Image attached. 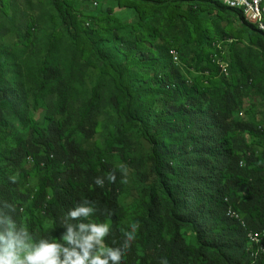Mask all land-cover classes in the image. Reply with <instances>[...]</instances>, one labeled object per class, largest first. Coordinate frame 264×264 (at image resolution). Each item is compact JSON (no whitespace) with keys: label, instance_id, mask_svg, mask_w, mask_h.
Returning a JSON list of instances; mask_svg holds the SVG:
<instances>
[{"label":"trees","instance_id":"1","mask_svg":"<svg viewBox=\"0 0 264 264\" xmlns=\"http://www.w3.org/2000/svg\"><path fill=\"white\" fill-rule=\"evenodd\" d=\"M8 1L0 0V9L6 11ZM131 1L109 0L86 15L73 0H52L67 36L87 60L95 57L113 80L111 103L122 124L111 136V146L123 142L130 132L150 145L149 170L141 175L145 214L121 264H160L162 258L168 264H264V253L255 254L248 236L264 231V151L251 143L263 136V126L236 115L243 103L245 75L233 76L229 65L237 66L236 55L227 63L221 45L210 41L212 50L196 59L202 76L191 79L175 65V49L168 44L171 38L181 43L184 34L182 43H196L206 50L209 36L198 22L209 5L222 11L223 17H237L242 27L235 40L247 39L263 54L264 31L241 10L220 0H141L152 1L154 7L140 8ZM204 4L207 7L202 8ZM116 7H134L136 16H117ZM218 17L223 18L215 14L214 33L221 35L220 41L233 43L234 38L224 37L231 29L219 30ZM218 58L223 63L218 64ZM1 100L8 109L17 110L12 91L6 89ZM4 109L0 106V126L6 123ZM90 111L81 126L90 120ZM50 121L38 131L41 143L20 138L8 155L12 166L31 158L39 173L38 188L25 195L16 181L0 174V200L16 205L17 222L26 225L35 239L58 242L67 230L62 224L69 209L88 200L95 209L92 219L110 225L105 243L122 245L123 231L131 229L122 224L121 172L100 155L91 160L90 152H81L72 138L57 133L62 127L59 121ZM97 126L92 123L93 131ZM1 139L0 135V158H5ZM113 170L114 183L107 180ZM96 177L105 178L103 187L95 184ZM230 209L242 214L246 227L228 216ZM47 219L51 224L45 226ZM184 228L193 243L185 239Z\"/></svg>","mask_w":264,"mask_h":264},{"label":"rangeland","instance_id":"2","mask_svg":"<svg viewBox=\"0 0 264 264\" xmlns=\"http://www.w3.org/2000/svg\"><path fill=\"white\" fill-rule=\"evenodd\" d=\"M73 1L86 15H92L109 4V0H98L99 8L94 9L91 0ZM131 2L138 8L154 7L152 1ZM6 6V11L0 9V106L5 108L2 118L6 121L0 126V135L1 149L7 151L6 157L0 158L1 176H16L17 187L25 195L36 191L39 173L32 166L31 158L12 166L13 161L8 155L17 147L20 138L41 143L38 131L49 125L53 118L62 124L57 133L72 138L81 152H90L88 157L91 160L100 155L119 171L121 164L127 166V182L122 184L120 203L122 224L130 228L145 214L147 197L142 192L141 175L149 170V143L136 132H130L123 142L115 141L111 146V136L122 124V118L111 103L115 91L113 80L102 72V64L95 57L87 60L80 47L67 36L53 9L52 0H9ZM203 7H207L206 4ZM206 9L204 19L198 22L201 30L209 36L206 50L196 43H179L171 38L168 44L170 49H175L172 51L173 61L188 73L187 77L193 79L194 76H202L196 59L199 54L212 50L210 41L221 45L227 63L230 64L232 55H236L238 64L235 67L229 65V72L238 79L245 75L243 103L239 110L243 114L237 112L236 115L263 126V136L252 138L251 143L258 151H264V54L247 39L235 40L242 27L237 17L230 14L223 17L222 11L210 5ZM115 10L117 16H136L134 7H116ZM215 14L223 17L217 18L220 31L231 29L230 35L224 37L234 38L233 43L225 39L220 41L221 35L214 33ZM198 38L199 35L194 37L195 40ZM49 75H52L51 79ZM226 78L230 77L227 75ZM6 89L13 92L17 110L8 109L2 102L1 96ZM87 110H91L90 120L81 126ZM93 122L98 123L96 131H93ZM86 159L87 155L83 153L81 160L84 166ZM130 159L133 163L128 161ZM140 162L144 164L140 166ZM44 223L45 226L51 224L48 219ZM184 237L187 242H194L186 228Z\"/></svg>","mask_w":264,"mask_h":264},{"label":"clouds","instance_id":"3","mask_svg":"<svg viewBox=\"0 0 264 264\" xmlns=\"http://www.w3.org/2000/svg\"><path fill=\"white\" fill-rule=\"evenodd\" d=\"M119 167L122 182L126 183L128 168L124 164ZM9 179L15 182L17 178L10 176ZM104 179L96 177L95 184L103 187ZM107 180L116 181L114 170L109 172ZM94 212L88 200L69 209L62 224L67 230L62 233V242H58L49 238L35 239L26 225L17 222L16 205L0 200V264H121L136 238L139 223H132L130 231H123L122 245L109 246L105 238L110 233V225L93 220ZM160 264H168L167 258H162Z\"/></svg>","mask_w":264,"mask_h":264},{"label":"bare ground","instance_id":"4","mask_svg":"<svg viewBox=\"0 0 264 264\" xmlns=\"http://www.w3.org/2000/svg\"><path fill=\"white\" fill-rule=\"evenodd\" d=\"M248 5H255V12L257 14V19H254V13H250V8L247 5L236 3L232 1H225V5L231 8H235L238 10H241L245 17L254 24L257 25V20L264 21V0H247ZM258 27L264 31V22H258ZM230 214H240L237 211L230 209ZM250 234L254 237H261L262 241H264V231L260 233H254L250 232L248 234L250 242L256 247L257 253H255L257 256L264 253V249L260 246V243H258L255 238H250ZM255 251V250H254Z\"/></svg>","mask_w":264,"mask_h":264},{"label":"built area","instance_id":"5","mask_svg":"<svg viewBox=\"0 0 264 264\" xmlns=\"http://www.w3.org/2000/svg\"><path fill=\"white\" fill-rule=\"evenodd\" d=\"M92 1V6L95 8L99 5V1L98 0H91ZM223 4H225V1H232V2H236V3H241L244 5H247L250 8V13H254V19H257V14L255 12V5H248L247 4V0H220ZM258 22H264V21H260L257 20V26H258ZM216 62L218 64L223 63V59L222 58H218L216 59ZM229 217L236 219L237 221L240 222V224L242 225V227H246L247 223L244 219V217L242 216V214H228ZM250 238H255V240L258 241V243H260V246L262 247V249H264V241H262L261 237H254L250 234Z\"/></svg>","mask_w":264,"mask_h":264},{"label":"crops","instance_id":"6","mask_svg":"<svg viewBox=\"0 0 264 264\" xmlns=\"http://www.w3.org/2000/svg\"><path fill=\"white\" fill-rule=\"evenodd\" d=\"M183 36H184V34H183V35H181L180 42H183V41H185V39H184V38H182Z\"/></svg>","mask_w":264,"mask_h":264}]
</instances>
